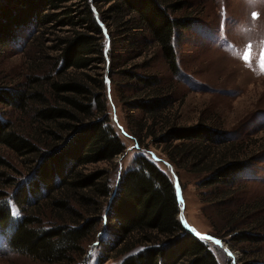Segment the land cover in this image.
<instances>
[{
	"label": "trees",
	"instance_id": "1",
	"mask_svg": "<svg viewBox=\"0 0 264 264\" xmlns=\"http://www.w3.org/2000/svg\"><path fill=\"white\" fill-rule=\"evenodd\" d=\"M181 5L167 0H0V57L8 47L28 46L32 39L36 49L27 82L10 88L0 81V105L32 116L28 128L0 115V168L10 167L4 148L36 158L26 179L6 175L11 193L0 191V235L15 252L40 264H85L82 243L95 225L87 216L102 211L99 218L111 231L99 264L114 258H122V264H219L210 245L180 222L175 183L147 156L137 157L116 188L107 169H88L106 163L114 170L126 150L110 125L106 80L99 73L108 60L109 72L122 74L144 96L130 102L144 123L132 118L130 125L145 132L146 139L162 142L173 166L189 163L199 175L207 174L203 187L226 189L235 186L248 165L223 133L205 125L171 124L159 136L146 132L165 120L162 113L172 98L163 93L157 76L137 72L140 65L121 68L144 58L149 66L159 53L179 74L176 31L194 26L171 16ZM49 24L52 47H46ZM50 51L55 56H48ZM102 201L107 204L103 210ZM13 206L23 215L14 216ZM46 206L62 224L42 225ZM257 237L242 231L233 240L253 244Z\"/></svg>",
	"mask_w": 264,
	"mask_h": 264
},
{
	"label": "rangeland",
	"instance_id": "2",
	"mask_svg": "<svg viewBox=\"0 0 264 264\" xmlns=\"http://www.w3.org/2000/svg\"><path fill=\"white\" fill-rule=\"evenodd\" d=\"M167 1L182 4V8L171 14L173 18L187 19L194 25L176 31L174 44L179 74L169 69L159 53L149 66L145 65L147 60L144 58L121 68L131 70L134 65H140L137 72L157 76L162 80L163 93L172 98L171 106L162 113L165 120L146 132L152 133L153 130L159 136L171 124L179 127L205 125L223 133L224 139L233 144L234 149L245 154L248 165L235 186L226 189L203 187L201 183L207 174L199 175L189 163L185 167L173 166L162 142L154 136L146 139L145 132H137L130 125L132 118L144 123L143 115L130 106L132 100L144 96L133 91L130 81L122 74L109 72L108 60L105 69L99 73L106 80L110 125L126 150L114 162L117 164L114 170L106 163L88 169H107L110 184L116 188L121 175L135 166L137 157L147 156L170 176L179 189L180 222L200 234V238L210 245L219 264H264V71L260 68L264 54V0ZM253 13L257 14L255 19L252 18ZM60 29L64 32L68 28ZM47 32L46 47H52V24H49ZM38 34L35 33L34 37ZM33 41L28 46L12 45L0 57V81L10 88L27 82V77L33 74L29 70L36 53ZM48 56H55V52L50 51ZM43 73L44 70L35 72L36 75ZM0 115L21 127H31L29 117L32 116L21 115L2 105ZM148 125L150 123L145 122V126ZM2 155L10 167L0 168V173H4V176L0 174V191L11 193L14 188L7 184V177L17 181L26 179L36 158L18 157L6 148ZM105 205L106 201H102V210ZM14 210H17L15 206ZM41 214L42 225L46 228L62 224L60 215L47 206L42 208ZM101 214L102 211L98 215L93 212L87 216L94 218L95 225L82 243L86 250L85 264H99L106 256L103 241L106 242L111 228L105 220H100ZM242 231L258 236L257 242L236 244L233 236ZM0 264L40 263L15 252L6 238L0 235ZM105 264H122V258L110 259Z\"/></svg>",
	"mask_w": 264,
	"mask_h": 264
},
{
	"label": "snow or ice",
	"instance_id": "3",
	"mask_svg": "<svg viewBox=\"0 0 264 264\" xmlns=\"http://www.w3.org/2000/svg\"><path fill=\"white\" fill-rule=\"evenodd\" d=\"M256 16H257L256 13H253V14H252V18H253V19H255ZM245 59H247V58H245ZM260 68H261L262 71H264V54H262V59H261ZM10 203H11V201H10ZM12 214H13L14 216H18V215H19L18 210H14V211L12 212ZM217 243H219V242H217Z\"/></svg>",
	"mask_w": 264,
	"mask_h": 264
},
{
	"label": "water",
	"instance_id": "4",
	"mask_svg": "<svg viewBox=\"0 0 264 264\" xmlns=\"http://www.w3.org/2000/svg\"><path fill=\"white\" fill-rule=\"evenodd\" d=\"M176 189H177L178 197H179V200H180L181 199V196L179 194V189L177 187H176ZM113 199H114V196L112 197V200ZM185 227L196 235V233L194 231H192L189 226L186 225ZM218 241H221V240H218Z\"/></svg>",
	"mask_w": 264,
	"mask_h": 264
},
{
	"label": "bare ground",
	"instance_id": "5",
	"mask_svg": "<svg viewBox=\"0 0 264 264\" xmlns=\"http://www.w3.org/2000/svg\"><path fill=\"white\" fill-rule=\"evenodd\" d=\"M193 233V232H192ZM194 234V233H193ZM195 235V234H194Z\"/></svg>",
	"mask_w": 264,
	"mask_h": 264
}]
</instances>
